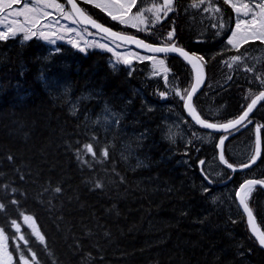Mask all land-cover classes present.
<instances>
[{
	"label": "trees",
	"instance_id": "trees-1",
	"mask_svg": "<svg viewBox=\"0 0 264 264\" xmlns=\"http://www.w3.org/2000/svg\"><path fill=\"white\" fill-rule=\"evenodd\" d=\"M148 1L137 0L135 10ZM197 1L174 0L164 19L139 30L77 0L111 30L152 44L175 43L203 57L205 83L193 107L209 123H228L264 90V60L248 68L230 66V59L263 45L250 41L231 48L227 33L219 36L189 9ZM213 1L231 25L229 6ZM21 38L0 41V229L9 238L12 264H23L22 256L29 261L30 254L28 264H264L244 216L211 203L201 173L222 137L227 162L243 163L228 148L253 145L259 129V162L231 182L264 180V102L248 126L212 134L211 144L191 133L184 141L174 139L165 135L164 123L169 112L183 114V100L149 77L148 61L114 67L108 52L66 44L55 50L40 39ZM164 59L171 82L186 96L191 70L175 57ZM247 203L264 231V191L253 188ZM25 215L43 240L23 226L26 245H15L12 221L20 223Z\"/></svg>",
	"mask_w": 264,
	"mask_h": 264
},
{
	"label": "rangeland",
	"instance_id": "rangeland-1",
	"mask_svg": "<svg viewBox=\"0 0 264 264\" xmlns=\"http://www.w3.org/2000/svg\"><path fill=\"white\" fill-rule=\"evenodd\" d=\"M81 1L85 2V0H81ZM25 2L34 3V0H21L19 4L12 5L11 7H6L5 12L0 13V16L7 17V19L5 20V24H7L11 20H17V19L20 20L21 22H24L25 17L24 16L17 17L15 13L17 10L23 9V4ZM235 2L243 3V2H246V0H235ZM57 3L59 2L57 1ZM194 3L198 4L199 6L193 7ZM194 3L189 6V9L200 12L201 16L210 23L214 31L217 32L219 36H222L221 34L225 35L227 33L226 34L227 38L225 36L226 43L231 48H234L231 44L228 43V40L231 37L232 32L236 30V21L238 18L237 13L233 10V8L229 4H227L229 8L231 9L232 15H233V18H232L233 22L231 26L229 25V21L227 20L222 8L219 5L217 6L214 5L215 3L213 0H205L204 3H199V1L194 2ZM59 4H61L64 7L65 13L62 14L59 10L55 8H51V7L43 8V11L50 13V15L46 17L42 16L40 27H39V31H44L49 34L55 33V35H50L48 40L43 39L39 35L33 36L31 38L40 39L43 43L49 46H52L55 50H56L57 45L59 44H66V45L73 47V42H75L76 44L79 45V47H73V48L79 51H81L80 49L83 48L84 49L83 52L90 51V50L108 52L112 57L111 65L114 67L118 65H122V64L126 65L127 63L124 62V58H127L128 60H132L134 63L140 62V61H148V63L150 64L149 77L161 79L162 81H164L165 84H168L169 93L174 94L172 98L175 99L176 101L182 97L181 95H177V92H179L180 94L181 92L177 90L176 86L171 82L170 76L168 75L169 72L166 66V61L164 58L154 56L148 53H144V52L138 51L130 47H126L122 45L119 46L115 44L114 42L102 37L101 35L97 33H93L79 26L74 20L73 16H71L70 18H66L67 13H69L68 8L66 7L67 5L64 3H59ZM88 4L94 5V3H88ZM153 4L160 6L163 3L161 0H149L148 3H146L144 6H141L139 9L136 8L135 10V8L133 7L129 16L125 17V19L129 20V22L123 23V25L133 27L132 24L134 23V21L131 20L132 14L136 13L138 10L149 9L153 6ZM117 8H119V4H114L110 10L113 11L114 14L119 15V13L116 11ZM216 8H219L220 11L219 12L215 11ZM99 9L102 10L101 8ZM102 11L110 19H112V17L108 15L106 11L104 10ZM170 12L171 11H168L166 15L163 12H161L160 20L153 21L152 23H149L147 25H139L138 27H134V28H137L139 30L148 29L147 27H152L158 24ZM145 15L148 16L150 20L152 19L151 12L145 11ZM114 21L119 22V20H114ZM69 28L73 29V31L71 32L67 31V29ZM0 30H2V26H0ZM33 30H37V29H33ZM18 35H22L21 40L23 42L31 39L30 38L28 40H24L22 33ZM53 40L55 41L54 43L52 42ZM250 41H254V40H249V42ZM170 44H173V43H170ZM261 44L263 46L250 49L248 51H245L243 54L237 55L241 57V60L239 61H233V59L231 58L229 65L230 66L238 65V66L248 67V68L256 66L257 64H259L260 61L264 60V43H261ZM99 45H105V47H100ZM109 49H111V51ZM145 57H154L155 61L152 59H146ZM160 60H163L164 62L163 67H161L159 63H155ZM165 68L167 69L166 72L164 71ZM165 77L167 79H165ZM181 100H184V99L181 98ZM164 128H165L164 129L165 135L171 136L174 139L179 138L184 141L190 136V133H191V134H194L197 138L202 139V141L207 144H211L212 142H215V137L212 134L198 132V131H194L193 129H191L189 121L185 118L184 114L180 112H175V111L169 112L167 121L164 123ZM253 152H254V144L250 146L241 145L240 147H237L235 149L228 148L229 155L231 157L233 156L232 158L239 162L246 161L247 159L250 158V156L252 157ZM202 169H203L202 172L205 173V175L208 178V180L207 181L204 180V182L210 185V186L207 185L208 186L207 189H209L207 190V192L209 191L208 198L210 199L211 203L216 204L220 207H223L229 213L235 214V211H239L238 205L236 202L237 186H234L232 182L229 183L231 179L229 178L230 179L229 180L227 178L230 176V174H226V172L220 167V165L217 163L216 156H213L212 159L207 161L203 165ZM25 216H28V215H25ZM23 217L24 216H22L20 223H17L20 225V231L17 232L16 228L14 227L15 235L12 239L15 241V245H17L19 242L26 245L25 243L26 240L20 239L21 236L25 238L22 232L23 226L28 228L29 233L34 234L37 238L39 237L37 236L36 233L38 232L40 235V232L38 231L35 223L34 225L31 221L25 223ZM6 246H7V251L9 252V248H10L9 238H7ZM11 257H12V254H11ZM33 257L34 255L30 254V260L28 261L29 263H31ZM10 264H12V259H11Z\"/></svg>",
	"mask_w": 264,
	"mask_h": 264
},
{
	"label": "snow or ice",
	"instance_id": "snow-or-ice-1",
	"mask_svg": "<svg viewBox=\"0 0 264 264\" xmlns=\"http://www.w3.org/2000/svg\"><path fill=\"white\" fill-rule=\"evenodd\" d=\"M21 0H0V13H4L6 7H11L12 5L19 4ZM68 4L71 5V12L67 13L66 18H70L72 14H76L82 22L91 24L93 27L101 30L102 32L111 35L112 37H117L122 41H126L129 43H135L139 47H143L150 52L153 53H169V52H176L179 53L189 64L192 65L194 69H199V61L203 60V57H196L194 55H190L187 51L183 48H179L172 45H166L163 47H154L149 44H145L143 41L137 40L135 37H130L126 35H121L118 33H114L111 29L104 27L101 24H98L95 20L91 19V17L87 16L82 9H80L76 3V0H67ZM87 3H94L95 7L101 8L102 10L106 11L108 15L112 17L113 20H119L120 23H128L129 20H126L125 17L129 16L132 11V8L137 5V0H85ZM173 0H163V4L157 6L153 4V6L146 10H138L136 13L132 14L131 20L134 21L132 24L133 27H138L139 25H147L152 23L153 21H158L161 18V12L165 15L168 11H171V5ZM205 0H199V3H204ZM224 3L229 4L233 10L237 13V21H236V30L232 32L231 37L228 40V43L231 44L234 48L239 50L242 44L248 43L249 40L260 41L264 43V0H246L243 3H236L235 0H224ZM114 4H119V8L116 11L119 15L114 14L113 11L110 9L113 7ZM199 5L194 3L193 7H198ZM55 8L59 10L62 14L65 13L64 7L57 3V0H34V3L25 2L23 4L22 10L16 11V16H24V22L20 20H11L7 24H5V20L7 17L0 16V26H2V30H0V41H5L10 38L16 37L18 34H23V39L28 40L33 36L39 35L45 40L49 39L50 35H55V33H46L44 31H39L40 22L42 16H49L50 13L44 12L43 8ZM145 11L152 13V19L150 20L148 16L145 15ZM215 11L219 12L220 9L216 8ZM37 29V30H33ZM67 31L71 32L73 29H67ZM173 33H169V39L172 38ZM55 42L54 40L52 41ZM100 47H105V45H99ZM73 47H79L78 44L73 42ZM81 51L84 49L81 48ZM111 51V49H109ZM146 59H152L155 61L154 57H145ZM233 61L241 60L240 56H236L232 58ZM125 63H130L127 58H124ZM161 67H163V60L158 62ZM251 71V69H249ZM164 71L166 72L167 69L165 68ZM165 79H167L165 77ZM259 79V77H258ZM200 83L199 74L197 75L196 84L193 85L192 90H184L187 94V99L185 103V107L189 110V113L193 116L197 123L201 124L202 126L210 129L215 128H223L228 130L230 128H234L237 125H240L252 111L253 106L257 103V100L264 98V91H261L260 94L253 99L252 102L248 105L247 110L239 116L237 119L233 121H229L226 124H213L205 121L202 119L197 113L195 108L191 104L192 94L196 91L197 85ZM261 83L264 84V80H261ZM163 96L164 93H161ZM177 95H180L177 92ZM182 99L185 97L182 96ZM257 133H259V129H257ZM259 135H257V149L255 154L251 157L252 162H255L257 156L259 155ZM221 144H223V139L221 140ZM88 153H91L95 156V152L93 151V146L91 144H87L84 146ZM104 156H107V150L103 152ZM220 159L224 161V157L221 154ZM248 164H243L241 167H248ZM228 167L232 168L231 164ZM235 170V169H234ZM264 185V180H247L240 186V191L237 192V196L239 197V203L243 206L244 212L248 215V222L251 226L252 232L256 235V238L261 247H264V231H260L257 225L255 224L253 213L249 208L247 203V197L249 193L253 190L255 185ZM99 186V185H98ZM60 189H57L59 191ZM4 207L3 204H0V209ZM25 223L32 222L34 225L33 218L31 216H24L23 217ZM12 225L16 228V231H20V225L17 224L16 221H12ZM40 240H43V236H40L39 233H36ZM21 240L25 238L23 236L20 237ZM7 237L4 234L3 229H0V264H10L11 262V254L7 251L6 246ZM27 241H25L26 243ZM23 264H28V260L25 259L23 256L21 257Z\"/></svg>",
	"mask_w": 264,
	"mask_h": 264
},
{
	"label": "water",
	"instance_id": "water-1",
	"mask_svg": "<svg viewBox=\"0 0 264 264\" xmlns=\"http://www.w3.org/2000/svg\"><path fill=\"white\" fill-rule=\"evenodd\" d=\"M65 1H66V3H67V6H68L70 12H71V5L68 4L67 0H65ZM162 2H163V0H162ZM173 2H174V0H173ZM173 2H172V3H173ZM76 3H77V1H76ZM77 5H78V7H79L80 9H82L81 6H80L78 3H77ZM82 10H83V9H82ZM86 15H87V14H86ZM72 16H73L74 20L76 21V23H77L79 26H81V27H83V28H85V29H88L89 31H91V32H93V33H97V34L103 36L104 38H106V39H108V40H111V41H113V42H115V43H117V44H119V45L126 46V47H130V48L136 49V50H138V51H141V52H144V53H148V54H151V55H154V56H158V57H169V58H171V57H175V58L181 60L182 62H184V63L189 67V69L191 70V73H192V84H191V87H190L189 91H191L193 85L196 84V80H197V75H198V74H199V77H200V83L197 85V87H196V91L192 94V98H191V104H192V106H193V101H194L195 97L201 92V90H202L203 87H204V83H205L204 69H203V65H202V63H201L200 61L198 62L199 65H200L199 69H194V68L192 67V65L188 63V61H186L182 56L179 55V53H176V52H169V53H166V54H165V53H153V52H150V51H148L147 49H145V48H143V47H139V46H137V44H135V43H129V42H126V41H122V40H120V39L117 38V37H112L111 35L102 32L101 30H99V29L93 27L91 24H88V23H84V22H82L81 19H80L78 16H76V14H74V13L72 14ZM87 16H88V15H87ZM98 24H99V23H98ZM104 27H105V26H104ZM106 28H107V27H106ZM111 31L114 32V33L121 34V35H126V36H130V37H135L137 40L143 41L145 44H149V45H152V46H154V47H163V46H166V45H160V44H152V43H149V42L145 41L144 39H142V38H140V37H137V36H133V35H129V34L120 33V32L114 31V30H111ZM173 44H174V43H173ZM170 45H172V44H170ZM174 45H175V44H174ZM175 46H176V45H175ZM177 47H179V46H177ZM179 48H181V47H179ZM183 49H184V48H183ZM184 50L187 51L186 49H184ZM187 52H188L190 55H194V56H196L194 53H191V52H189V51H187ZM196 57H197V56H196ZM129 61H131V62H130V63H127L128 66L134 64V62H133L132 60H129ZM263 91H264V90H263ZM259 94H260V92H259L257 95H255V96L252 98V100H253V99H256V97H257ZM186 99H187V95L185 96V98H184V100H183V103H182V112H183L185 118H186V119H187L192 125H194V126L200 128V129H202L203 131H205V132H207V133H210V134H217V135L227 134V133H230V132H232V131H234V130H236V129H239V128L242 129V128H245L246 126H248L249 123H247V121L250 119V117L252 116V114L254 113V111L259 107V105H260L261 103L264 102V98H262V99H260V100H257V103L253 106V109H252V111L249 113L248 117H247V118H246V119H245L240 125H237V126L234 127V128H230V129H228V130H225V129H223V128L210 129V128H206V127L202 126L201 124L197 123L196 120L193 118V116L189 113V110L185 107ZM252 100L249 102V104L252 102ZM249 104H248V105H249ZM248 105L246 106V108L243 110V112H242L239 116H241V115L244 113V111L247 110ZM239 116H238V117H239ZM238 117H237V118H238ZM237 118H235V119H237ZM235 119H234V120H235ZM232 121H233V120H232ZM223 124H226V123H223ZM217 125H220V124H217ZM257 135H259V141H260V143H259V155L257 156L255 162H252V160H249L248 162L243 163V164H248V165H249L248 167H241V165H243V164H241V165H239V166H235V165H233V164H231V163H229V162H227V163L223 162V161L220 159L221 154H222L223 157H224V161H227V160H226V157H225V153H224V145H225V143H226L227 137H224V138L222 137V138H220V139L217 141V144H216V160H217V163L220 165V167H221L222 169L231 172V177H230V178H232V176H233L235 173H240V172H244V171L250 170V169L253 168L255 165H257V163L259 162V160H260V158H261V155H262V152H263V142H262V138H261L260 132L257 133V129H256V131H255V149H254V154H255L256 149H257ZM222 139H223V144H221V140H222ZM229 164H231L233 167H232V168L228 167ZM234 169H235V170H234ZM201 173H202V177H203V179H204L205 181H207L208 178H207V176L205 175V173H203L202 171H201ZM229 180H230V179H229ZM247 180H253V179H252V178H250V179H246V180L242 181V182L237 186V189H236V202H237L238 209H239L240 213L244 216V218H245V220H246L247 230H248L250 236L256 241L257 245H258V246L264 251V247H261V246H260V244H259V242H258V240H257V238H256V235H255V234L252 232V230H251V226L249 225V222H248V215H247V213L244 212L243 206L240 205V203H239V197L237 196V192L240 191V186H241L242 184H244V182L247 181ZM255 180H258V179H255ZM255 187L260 188V189H262V190L264 191V185H259V184H257V185L254 186V188H255ZM253 217H254L255 224L257 225V227H258L259 230L261 231V229H260V227H259V225H258V223H257V221H256V218H255L254 214H253Z\"/></svg>",
	"mask_w": 264,
	"mask_h": 264
},
{
	"label": "flooded vegetation",
	"instance_id": "flooded-vegetation-1",
	"mask_svg": "<svg viewBox=\"0 0 264 264\" xmlns=\"http://www.w3.org/2000/svg\"><path fill=\"white\" fill-rule=\"evenodd\" d=\"M226 173H228V172H226ZM233 176H234V175H233ZM233 176H232V177H233ZM230 177H231V174H230V176H229L227 179H229ZM227 179H226V180H227ZM230 179H231V178H230ZM226 180H225V181H226ZM229 183H231V181H230Z\"/></svg>",
	"mask_w": 264,
	"mask_h": 264
},
{
	"label": "bare ground",
	"instance_id": "bare-ground-1",
	"mask_svg": "<svg viewBox=\"0 0 264 264\" xmlns=\"http://www.w3.org/2000/svg\"><path fill=\"white\" fill-rule=\"evenodd\" d=\"M233 157V156H232ZM235 164V163H234ZM201 165V164H200ZM219 186V185H218ZM216 187V186H215ZM221 187V186H220ZM219 188V187H218ZM209 190V189H208ZM209 192V191H208Z\"/></svg>",
	"mask_w": 264,
	"mask_h": 264
}]
</instances>
